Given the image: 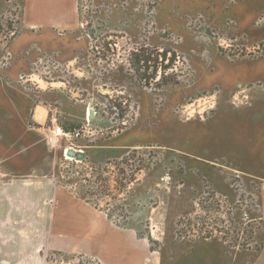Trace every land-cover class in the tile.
Segmentation results:
<instances>
[{
  "label": "rangeland",
  "instance_id": "1",
  "mask_svg": "<svg viewBox=\"0 0 264 264\" xmlns=\"http://www.w3.org/2000/svg\"><path fill=\"white\" fill-rule=\"evenodd\" d=\"M258 2L77 0L81 42L73 60L41 54L34 74L19 76L30 91H60L89 111L74 127L82 130L81 138L54 139L47 146L60 158L54 182L106 213L116 226L136 227L163 264H241L262 248L261 221L250 216L257 215V203L238 178L229 176L236 195L232 203L206 179L192 203L182 195V183L195 178L192 121H206L215 108L208 61L212 53L229 61L264 53V41L255 40L264 38V0ZM245 15L249 21L242 25ZM19 17L20 0H0V83ZM198 63L202 70L195 82ZM38 102L47 103L35 98L32 106ZM46 106L61 113L58 102ZM27 125L40 134L48 128L32 119ZM12 246H0L8 263L20 254ZM76 260L97 264L83 256L61 262L48 255L45 264Z\"/></svg>",
  "mask_w": 264,
  "mask_h": 264
},
{
  "label": "crops",
  "instance_id": "2",
  "mask_svg": "<svg viewBox=\"0 0 264 264\" xmlns=\"http://www.w3.org/2000/svg\"><path fill=\"white\" fill-rule=\"evenodd\" d=\"M76 5L77 0H20L18 31L8 43L9 66L0 83V246L11 243L20 254L8 263L1 252L0 264H25L26 259L45 264L47 255L61 262L83 256L97 264H163L136 227L116 226L106 213L56 184L53 175L60 158L41 132L28 129L34 107L42 106H32L35 98L46 105L58 102L64 129H73L86 116L85 107L71 103L62 92H32L18 81L21 75L34 74L41 54L61 62L73 60L81 42ZM248 21L245 15L240 22ZM62 34L70 38H60ZM198 64L193 68L195 82L202 70ZM207 73L213 79L215 108L206 121H192L195 178L182 183V195L192 203L206 179L215 193L232 203L236 195L229 176L238 178L257 203V215L250 216L261 221L257 239L262 244L241 264H264V53L238 61L212 53ZM91 163L95 165L92 159ZM187 202L182 201L183 211Z\"/></svg>",
  "mask_w": 264,
  "mask_h": 264
},
{
  "label": "built area",
  "instance_id": "3",
  "mask_svg": "<svg viewBox=\"0 0 264 264\" xmlns=\"http://www.w3.org/2000/svg\"><path fill=\"white\" fill-rule=\"evenodd\" d=\"M88 110L86 111V115L88 117ZM32 118L35 122L47 124L48 128L43 131V139L46 145H53L55 140H78L82 136V130L80 128H73L71 130H64L62 126L58 124L59 121V113L56 108L51 107H34L32 111ZM79 152H82L79 150ZM67 153V149H64V154ZM64 159L66 157L64 156ZM81 163V161H80ZM243 217L246 219L247 214L243 213ZM79 261L76 260L75 264H78Z\"/></svg>",
  "mask_w": 264,
  "mask_h": 264
},
{
  "label": "water",
  "instance_id": "4",
  "mask_svg": "<svg viewBox=\"0 0 264 264\" xmlns=\"http://www.w3.org/2000/svg\"><path fill=\"white\" fill-rule=\"evenodd\" d=\"M91 115H92V113H90V116H91ZM68 155H69V156H73V152H71V151H70V152H68ZM75 157H76L77 159H82V158H83V156H82V155H78V154H77V155H75Z\"/></svg>",
  "mask_w": 264,
  "mask_h": 264
},
{
  "label": "trees",
  "instance_id": "5",
  "mask_svg": "<svg viewBox=\"0 0 264 264\" xmlns=\"http://www.w3.org/2000/svg\"><path fill=\"white\" fill-rule=\"evenodd\" d=\"M65 130H70V129H68V128H65Z\"/></svg>",
  "mask_w": 264,
  "mask_h": 264
},
{
  "label": "bare ground",
  "instance_id": "6",
  "mask_svg": "<svg viewBox=\"0 0 264 264\" xmlns=\"http://www.w3.org/2000/svg\"><path fill=\"white\" fill-rule=\"evenodd\" d=\"M88 116H89V114H88Z\"/></svg>",
  "mask_w": 264,
  "mask_h": 264
}]
</instances>
